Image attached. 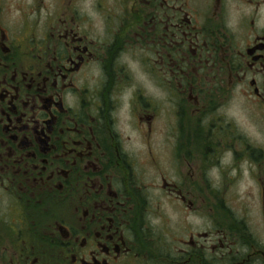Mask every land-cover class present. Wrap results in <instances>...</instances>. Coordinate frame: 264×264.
Here are the masks:
<instances>
[{
  "label": "flooded vegetation",
  "instance_id": "af4514ba",
  "mask_svg": "<svg viewBox=\"0 0 264 264\" xmlns=\"http://www.w3.org/2000/svg\"><path fill=\"white\" fill-rule=\"evenodd\" d=\"M0 264H264V0H0Z\"/></svg>",
  "mask_w": 264,
  "mask_h": 264
}]
</instances>
